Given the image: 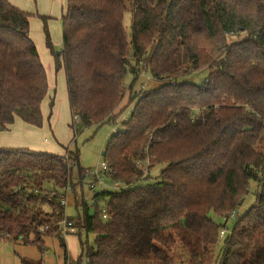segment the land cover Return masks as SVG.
<instances>
[{
    "label": "trees",
    "instance_id": "1",
    "mask_svg": "<svg viewBox=\"0 0 264 264\" xmlns=\"http://www.w3.org/2000/svg\"><path fill=\"white\" fill-rule=\"evenodd\" d=\"M62 24V48L53 56L56 72L64 70L75 137L117 124L126 95L133 103L123 133L102 155L110 181L128 188L95 193L105 207L89 215L84 204L83 217L69 218L57 197L36 191L82 183L79 151L60 157L0 149V242L43 253V237L55 234L67 264L57 227L66 218L79 230L77 264H179L184 254L188 264H209L225 228L210 215L229 218L256 182V204L225 230L219 258L264 264V0H68ZM46 45L53 53L48 33ZM204 70L201 85L183 81ZM143 73L160 86L138 92ZM49 86L30 15L0 0V133L16 119L41 128Z\"/></svg>",
    "mask_w": 264,
    "mask_h": 264
},
{
    "label": "rangeland",
    "instance_id": "2",
    "mask_svg": "<svg viewBox=\"0 0 264 264\" xmlns=\"http://www.w3.org/2000/svg\"><path fill=\"white\" fill-rule=\"evenodd\" d=\"M22 11L30 15V37L37 47L41 62L46 69L49 80V92L42 103L43 126L33 128L25 125L19 119H16L9 132L0 133V149H23L31 152L48 153L60 157H66L69 152L79 151V165L84 170V174L91 170L98 172L96 177H88L71 187L67 195V202L64 208V215L69 218L78 219L84 216V204L88 207L89 215H94L98 208H103L104 203L95 202L94 194L102 190H110L112 182L108 177L104 178L102 165L104 163L103 153L107 148L109 139L113 135L115 125H104L102 127H88L80 129L75 134L71 128L72 116L69 108L68 93L64 70L56 72L54 55L58 54L62 48L63 36V16L66 15L68 0H17ZM130 9V7H129ZM42 18H46L42 19ZM131 10L125 15L124 28L129 33L131 29ZM50 35L53 45V53L47 48L46 37ZM209 72L204 70L192 74L184 82H191L201 85L208 77ZM133 81V76L128 73L125 79V86L129 87ZM143 79L138 80L135 89L139 92ZM160 86V83L150 80L147 83V89L151 90ZM129 95L122 102L116 114L119 117L115 120L117 129H122L121 122L124 117L129 119L133 103H128ZM121 114V115H120ZM163 170V166L155 168L151 174L157 177ZM84 177V176H82ZM79 178L77 170L74 171V180ZM258 183L250 182L249 193L243 203L236 210V215L229 216L224 220L214 213L210 215L211 219L219 226H224V230L231 233L237 221L256 204V192ZM97 203V204H96ZM48 211V208H45ZM79 230L76 229L72 235L65 237V244L69 254L70 262L76 261L81 256L80 241L78 238ZM83 242H88L90 248L95 247V237L90 235L87 241L85 233L81 232ZM223 239L220 240L215 248L213 260L209 264H220L222 254ZM43 253L37 246L26 245L22 241L0 242V264H64L65 249L61 246L59 240L52 237H43ZM179 254V253H178ZM180 255V254H179ZM182 255V254H181ZM180 255V256H181ZM183 263H187V254L183 255Z\"/></svg>",
    "mask_w": 264,
    "mask_h": 264
},
{
    "label": "built area",
    "instance_id": "3",
    "mask_svg": "<svg viewBox=\"0 0 264 264\" xmlns=\"http://www.w3.org/2000/svg\"><path fill=\"white\" fill-rule=\"evenodd\" d=\"M141 78L143 79V82L142 84L140 85V92L143 93L145 92V90L147 89V83L152 80L151 77L145 73H143L141 75ZM132 111V110H131ZM131 111H130V116H131ZM129 116V118H130ZM77 120V119H76ZM129 119H126L124 117L123 121L121 122V126H122V129H117V124L115 125L114 128V131H113V135L112 137L114 136H117L118 134L120 133H123L124 131V127H123V124L127 123ZM112 137L109 139V142L111 141ZM138 166L144 170L146 172V167L142 166L141 163H138ZM102 172L104 173V178L105 177H108L111 176L112 172L111 170L107 167L106 164L103 163L102 165ZM86 176H90V177H96V180H98V172H94V171H91L89 170L87 173H86ZM112 187H110L109 189L110 190H113V191H121V190H125L128 188V186H122L121 184L119 183H112L111 185ZM70 186H67L63 189H60V190H50V191H47V190H37L36 191V194H41L42 196H46L49 200H52L53 198H56L58 199V202L60 203V205L62 206H66V202H67V195H68V192L70 191ZM236 215V212L233 214V216ZM228 218H224V220L227 221ZM57 227L59 228L60 232H61V235L65 238L67 235H72L75 233V230L76 228L74 227V223L71 222V221H68V219H64L62 222H60L59 224H57ZM45 230L46 228H41L39 231L42 232V233H45ZM226 231L225 230H222L220 232V240L224 239L225 236H226ZM88 262V259L84 258V264H87ZM67 264H77L76 261H73V262H68Z\"/></svg>",
    "mask_w": 264,
    "mask_h": 264
},
{
    "label": "crops",
    "instance_id": "4",
    "mask_svg": "<svg viewBox=\"0 0 264 264\" xmlns=\"http://www.w3.org/2000/svg\"><path fill=\"white\" fill-rule=\"evenodd\" d=\"M9 2H10L13 6H15V7H17V8H21V6L19 5V3H18L17 0H9ZM21 10H22V9H21Z\"/></svg>",
    "mask_w": 264,
    "mask_h": 264
}]
</instances>
